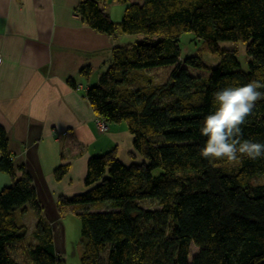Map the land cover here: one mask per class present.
<instances>
[{
  "label": "trees",
  "instance_id": "trees-1",
  "mask_svg": "<svg viewBox=\"0 0 264 264\" xmlns=\"http://www.w3.org/2000/svg\"><path fill=\"white\" fill-rule=\"evenodd\" d=\"M116 1L124 5L118 23L106 11L107 0H79L75 12L114 39H148L115 44L85 95L106 124L126 123L141 161L125 164L115 149L93 155L86 190L58 198L59 216L76 210L80 218L81 264H264V183L253 182L264 175V158L232 164L199 155L206 141L200 128L214 110L215 92L252 80L264 84V0ZM184 33L220 62L210 66L199 55L181 59ZM221 41L245 44L246 70L236 48H222ZM136 74L149 82L133 87ZM157 80L162 82L152 84ZM241 127L242 139L264 143V100ZM7 144L0 129V169L11 179L0 189V264H65L31 175L14 167ZM67 169L58 166L55 177ZM145 200L159 208H145ZM29 210L32 228L22 219ZM191 244L198 251L189 261Z\"/></svg>",
  "mask_w": 264,
  "mask_h": 264
},
{
  "label": "crops",
  "instance_id": "crops-1",
  "mask_svg": "<svg viewBox=\"0 0 264 264\" xmlns=\"http://www.w3.org/2000/svg\"><path fill=\"white\" fill-rule=\"evenodd\" d=\"M78 3L0 0V129L12 164L31 175L42 214L50 222L60 218V196L86 190L89 157L115 149L128 164L135 155L126 123L100 130L86 98L117 40L82 22L75 12ZM60 165L68 169L57 179L54 171ZM10 181L0 169V189Z\"/></svg>",
  "mask_w": 264,
  "mask_h": 264
},
{
  "label": "clouds",
  "instance_id": "clouds-1",
  "mask_svg": "<svg viewBox=\"0 0 264 264\" xmlns=\"http://www.w3.org/2000/svg\"><path fill=\"white\" fill-rule=\"evenodd\" d=\"M264 87L257 80L239 86H229L215 92L214 110L205 116L200 133L206 137L199 155L211 161L226 160L237 164L242 158H264V143L242 139L246 123L256 102L264 100Z\"/></svg>",
  "mask_w": 264,
  "mask_h": 264
},
{
  "label": "rangeland",
  "instance_id": "rangeland-1",
  "mask_svg": "<svg viewBox=\"0 0 264 264\" xmlns=\"http://www.w3.org/2000/svg\"><path fill=\"white\" fill-rule=\"evenodd\" d=\"M107 9L113 22L118 23L124 10V5L116 0H107ZM148 36L144 34H119L116 37V43L118 45H126L129 43H135L139 41H145ZM178 45L180 48V58L183 59L189 55H199L201 60L210 66H216L221 58L215 54L202 51L201 43L194 38L192 33H184L180 36ZM219 45L222 48H236L237 58L241 64L243 70L247 69V56L245 53V44L242 42L232 43L231 41H221ZM135 81L133 87L142 86L147 84L149 81L138 74L135 75ZM162 82L157 80L152 82L156 84ZM141 161L138 157H134L132 162ZM155 174L158 172H154ZM254 183H264V175H258L253 179ZM145 208L158 209L159 206L152 200H145L140 203ZM35 218L32 210H29L22 218L24 223L29 227L32 226ZM54 244L57 253L65 260V264H81L80 257L83 247V237L81 236V222L75 211H67L60 214V218L52 222ZM20 247V246H18ZM19 248H17V252ZM198 248L191 244L189 248V258L191 261L192 257L197 253Z\"/></svg>",
  "mask_w": 264,
  "mask_h": 264
},
{
  "label": "built area",
  "instance_id": "built-area-1",
  "mask_svg": "<svg viewBox=\"0 0 264 264\" xmlns=\"http://www.w3.org/2000/svg\"><path fill=\"white\" fill-rule=\"evenodd\" d=\"M2 62V55L0 53V64ZM97 125H98V128L102 131H105L107 129V124L102 120V119H97Z\"/></svg>",
  "mask_w": 264,
  "mask_h": 264
}]
</instances>
